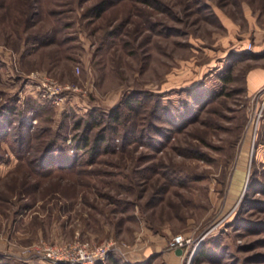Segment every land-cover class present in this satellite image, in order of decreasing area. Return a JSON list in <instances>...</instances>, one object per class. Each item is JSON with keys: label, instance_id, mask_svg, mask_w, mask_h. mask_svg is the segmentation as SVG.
Listing matches in <instances>:
<instances>
[{"label": "rangeland", "instance_id": "obj_1", "mask_svg": "<svg viewBox=\"0 0 264 264\" xmlns=\"http://www.w3.org/2000/svg\"><path fill=\"white\" fill-rule=\"evenodd\" d=\"M11 104L0 264H264V0H0Z\"/></svg>", "mask_w": 264, "mask_h": 264}, {"label": "built area", "instance_id": "obj_2", "mask_svg": "<svg viewBox=\"0 0 264 264\" xmlns=\"http://www.w3.org/2000/svg\"><path fill=\"white\" fill-rule=\"evenodd\" d=\"M189 236H185L182 233H178L171 238L170 245L173 248L186 247L191 242ZM108 246H95L93 250H87V245L79 242L75 244H69L64 247H52L46 254L50 260L54 263L61 261L62 257H66L72 264H93L96 260L102 259L107 253Z\"/></svg>", "mask_w": 264, "mask_h": 264}, {"label": "trees", "instance_id": "obj_3", "mask_svg": "<svg viewBox=\"0 0 264 264\" xmlns=\"http://www.w3.org/2000/svg\"><path fill=\"white\" fill-rule=\"evenodd\" d=\"M104 3V1L102 2V4ZM101 4V5H102ZM16 109H15V107L11 104V105H9V106H1L0 107V133L1 134H3L2 132L5 130V127H6V125H7V127H10L11 126V124H12V120H13V116H14V114L16 113V111H15ZM183 114V113H182ZM182 117L184 116V114L183 115H181ZM112 117H114V119H115V121L117 120V118H118V114H117V108H115V111L113 112V115H112ZM112 126V125H111ZM118 125H116L115 124V127H113L112 129L113 130H116V127H117ZM8 134V133H7ZM5 135V134H4ZM3 135V136H4ZM132 135V134H131ZM131 135L128 133V131L127 132H125L124 133V136L125 137H130L131 138ZM82 136L83 137H81V140H83V142H82V144L80 145V146H83V147H85L86 145H87V137L86 136H84L83 134H82ZM103 138H104V135H102V133H99L98 134V137L96 138V141L94 142V151H96L98 148H97V145H99L100 144V142H102V140H103ZM21 149L19 150V152H21L23 149V146L26 144L25 143V141L23 140V138L21 139ZM79 144V143H78ZM79 146V145H78ZM96 149V150H95ZM97 152V151H96ZM17 153V152H16ZM17 154H19V153H17ZM53 155V154H52ZM47 157H51V155L49 154H47L46 155ZM53 158H55V157H53ZM56 159V158H55ZM61 159H64V158H61ZM205 253V254H204ZM202 257L203 256H207L208 254H209V252H207L206 250L205 251H203L202 253ZM97 264H100V263H97Z\"/></svg>", "mask_w": 264, "mask_h": 264}, {"label": "water", "instance_id": "obj_4", "mask_svg": "<svg viewBox=\"0 0 264 264\" xmlns=\"http://www.w3.org/2000/svg\"><path fill=\"white\" fill-rule=\"evenodd\" d=\"M175 252L177 253V254H180L181 252H182V249L181 248H175Z\"/></svg>", "mask_w": 264, "mask_h": 264}]
</instances>
